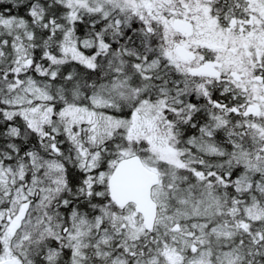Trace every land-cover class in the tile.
Listing matches in <instances>:
<instances>
[{
    "label": "snow or ice",
    "instance_id": "obj_1",
    "mask_svg": "<svg viewBox=\"0 0 264 264\" xmlns=\"http://www.w3.org/2000/svg\"><path fill=\"white\" fill-rule=\"evenodd\" d=\"M0 264H264V0H0Z\"/></svg>",
    "mask_w": 264,
    "mask_h": 264
}]
</instances>
